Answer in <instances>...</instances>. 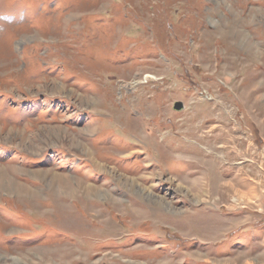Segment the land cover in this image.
<instances>
[{
    "label": "rangeland",
    "instance_id": "obj_1",
    "mask_svg": "<svg viewBox=\"0 0 264 264\" xmlns=\"http://www.w3.org/2000/svg\"><path fill=\"white\" fill-rule=\"evenodd\" d=\"M204 259L264 263V0H0V264Z\"/></svg>",
    "mask_w": 264,
    "mask_h": 264
},
{
    "label": "bare ground",
    "instance_id": "obj_2",
    "mask_svg": "<svg viewBox=\"0 0 264 264\" xmlns=\"http://www.w3.org/2000/svg\"><path fill=\"white\" fill-rule=\"evenodd\" d=\"M241 47V46H240ZM11 65H13L12 63H8V66L10 67ZM7 66V67H8ZM146 78H149V74H147L146 73V76H145ZM107 95V94H106ZM115 95V94H114ZM106 97V96H105ZM121 100V99H120ZM119 101V100H118ZM93 102V101H92ZM123 108V107H122ZM120 109V108H119ZM121 111V110H120ZM112 113H114V112H112ZM115 114V113H114ZM202 138V137H201ZM163 141V140H162ZM75 143H77V142H75ZM190 143V142H189ZM85 148V147H84ZM86 152L87 153H91V150H90V148H88L87 150H86ZM89 153V154H90ZM88 154V155H89ZM180 159V158H179ZM101 167H103V168H105V166L104 165H101ZM110 176V175H109ZM121 177V176H120ZM60 178V177H59ZM63 181V179H60V180H55V182H57L56 184L57 185H59V187L58 188H60L63 192H66V191H69L70 192V194L71 195H73L76 191L75 190H71L70 188H69V186H68V183L66 184L65 182H62ZM65 181V180H64ZM129 181V180H128ZM9 183H10V181H8ZM81 184H82V182H81ZM235 186V185H234ZM71 190V191H70ZM85 190V189H84ZM79 191V190H78ZM89 191V190H88ZM58 192H61V191H58ZM29 194H31V195H33V191L32 190H28V189H25V195H29ZM80 195H84L82 192H81V194ZM151 195V194H150ZM76 196H78L77 194H76ZM195 196H197V195H195ZM86 197V196H85ZM107 203V202H106ZM112 206H114V201L111 199V203H110ZM140 215V214H139ZM147 216V215H146ZM135 217V216H134ZM138 217V216H137ZM243 223V222H242ZM238 227V226H237ZM192 237H194V236H192ZM199 237V236H198ZM191 237H189V239H190ZM197 238V237H196ZM199 239V238H198ZM200 240L203 242V240H202V238H200ZM212 242V241H211ZM214 243V242H213ZM211 244V243H210ZM219 244V243H218ZM230 246V245H229ZM207 247V246H206ZM182 248V247H181ZM184 248V247H183ZM180 251H181V249L179 250V252H177V254H174L173 256L175 257V256H177V255H179V253H180ZM172 255V254H171ZM190 256V257H189ZM189 259H191V258H193V256H197L196 255V253L194 254V253H192V254H189ZM185 257V256H184ZM198 257V256H197ZM239 258V257H238ZM155 259V258H154ZM154 259H151V260H149L150 262L152 261V260H154ZM241 259V258H240ZM159 260V262L161 261V259H158ZM172 260V259H171ZM183 260H188V259H185V258H183ZM193 260V259H192ZM204 261H207V263L209 264H214V262L212 263V262H210V261H208L207 259H204ZM148 262V261H147ZM159 262H158V264H159ZM162 262V261H161ZM169 262V261H168ZM184 262V261H183ZM182 262V263H183ZM149 263V262H148ZM174 263V262H173ZM220 263V262H219ZM134 264V263H133ZM164 264V263H163ZM191 264V263H190ZM205 264V263H204ZM247 264H253V263H251V261L249 262V263H247ZM258 264H259V262H258ZM262 264H264V263H262Z\"/></svg>",
    "mask_w": 264,
    "mask_h": 264
},
{
    "label": "water",
    "instance_id": "obj_3",
    "mask_svg": "<svg viewBox=\"0 0 264 264\" xmlns=\"http://www.w3.org/2000/svg\"><path fill=\"white\" fill-rule=\"evenodd\" d=\"M182 107L183 105L181 102H175V104L173 105L174 110H177V111L181 110Z\"/></svg>",
    "mask_w": 264,
    "mask_h": 264
}]
</instances>
